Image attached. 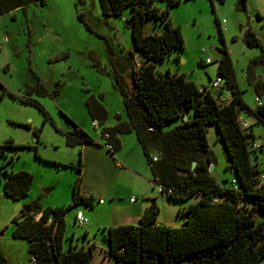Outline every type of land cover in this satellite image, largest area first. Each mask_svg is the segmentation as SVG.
<instances>
[{
  "label": "rangeland",
  "instance_id": "1",
  "mask_svg": "<svg viewBox=\"0 0 264 264\" xmlns=\"http://www.w3.org/2000/svg\"><path fill=\"white\" fill-rule=\"evenodd\" d=\"M153 4L159 9L166 8L164 0H154ZM168 12L173 25L180 29L184 45L182 50L173 51L157 63V72L164 74L169 68L170 72L184 73L200 90L203 86L210 89L213 98L220 102L228 99L230 93L222 88L223 81L216 89L211 88V84L220 78L217 61L224 47L230 55L243 102L250 107L256 106L257 84L260 85L258 98L264 100V61L259 60L264 52V0H245L243 7L240 0H181L169 7ZM130 14L127 7L120 16H106L99 0H46L44 5L30 3L23 9L0 15V84L5 88L2 94L0 87V144L12 139L17 146L6 150V159L11 158V161L5 171L22 170L33 176L28 195L13 200L3 194L4 173L0 170V252L7 264H30L27 241L11 235L13 218L33 202L41 210L69 204L78 176L70 165H76L79 159L83 165V188L94 193L100 189L110 191L116 197H102L93 207L79 202L66 212L65 249L87 250L88 245L93 244L92 253L100 257L99 248L107 247L106 230L102 226L97 228L96 223L110 214H121L123 209L130 207V197H137L136 202L142 200L141 187L149 188L163 200L158 202L160 222L179 225L181 222L175 219L183 216V208L193 201L171 202L156 191L134 132L119 136L122 147L117 162L122 163V167L116 166L103 145L102 127L126 119L114 77H119L125 90L130 92L133 87L131 72L136 53L128 25ZM249 29L260 45L247 44ZM163 30L158 19L149 18L144 23L145 34H160ZM200 60L201 66L197 64ZM91 95L101 96L107 110V119L102 125L93 126L88 116L85 100ZM27 97L42 106L49 120L43 123L41 111L21 101ZM65 116L100 145L87 146L92 164H84L83 147L65 144L64 133L72 127ZM241 116L252 123L254 141L264 145V125L253 124L255 120L243 112ZM175 124L176 121L166 124L163 131L173 129ZM34 129H40L37 138L32 133ZM207 141L217 162L209 172L219 185H228L235 175L230 173L215 126L208 128ZM251 159L254 161L253 156ZM259 167L263 169L264 162H259ZM260 184L264 185V180ZM78 211L88 220L83 227L74 224ZM253 218L261 221V215L256 212ZM86 229L88 233L84 236ZM95 257L92 264L98 262ZM260 264H264V258Z\"/></svg>",
  "mask_w": 264,
  "mask_h": 264
},
{
  "label": "trees",
  "instance_id": "2",
  "mask_svg": "<svg viewBox=\"0 0 264 264\" xmlns=\"http://www.w3.org/2000/svg\"><path fill=\"white\" fill-rule=\"evenodd\" d=\"M164 1L166 8L159 9L153 4L154 0H99L106 16H120L125 8H130L128 25L133 49L139 55V63L135 58L132 61L133 87L130 92L123 88L118 76L114 77L126 119H118L112 126H103L101 134L105 139L103 145L111 147L106 152L113 158L121 147L119 136L134 132L156 191L171 202L193 201L183 208L181 223L171 225L157 222L159 207L156 199H149L148 207L137 222L119 223L106 229L105 254L120 264H260L264 258V185L260 184L259 174L264 168L259 167L257 153L264 145L251 148L254 142L252 124L242 128L241 118L244 117L241 113L254 119L253 124L264 125V100L255 107L243 102L230 55L224 47L217 61V75L223 81L222 88H226L230 95L220 102L213 98L210 89L203 86L200 90L183 73L157 72L156 64L173 51L182 50L184 45L180 29L173 25L168 12L169 7L176 6L181 0ZM45 2L0 0V15L23 9L30 3L44 5ZM244 2L240 0L242 7ZM149 18L158 19L163 24L164 30L160 34L144 33V23ZM216 23L219 27V22ZM218 31L222 38L221 30ZM245 40L250 46L260 45L250 29ZM259 60L264 61V52ZM197 64L201 66L202 61ZM0 87L3 94L5 88L1 84ZM259 89L257 84L255 91L260 98ZM21 101L35 105L44 117L43 123L49 120L37 101L28 97ZM85 107L92 122L96 120L99 125L104 124L107 110L101 96H88ZM65 117L72 125L71 130L64 133L66 145L100 146ZM175 121L173 129L163 131L166 124ZM210 126H215L223 143L228 167L235 175L234 185L231 181L228 185H219L208 171L209 164L215 161L207 141ZM32 133L37 138L40 129H34ZM14 148L17 146L12 139L0 144V170L4 173L3 194L19 200L28 195L33 176L22 170L5 171L11 161V158L6 159V150ZM192 162H195L194 167ZM70 166L76 169L78 176L69 204L41 210L33 202L28 212L21 211L12 220L11 235L27 241L31 264H91L93 244L87 250L65 249L63 246L66 212L79 202L93 207L95 201H100L80 190V159L76 165ZM255 212L261 215V221H255ZM0 264H7L1 252Z\"/></svg>",
  "mask_w": 264,
  "mask_h": 264
},
{
  "label": "crops",
  "instance_id": "3",
  "mask_svg": "<svg viewBox=\"0 0 264 264\" xmlns=\"http://www.w3.org/2000/svg\"><path fill=\"white\" fill-rule=\"evenodd\" d=\"M178 59H179V56L177 55V60ZM168 70H169V68H168ZM176 73H179V72H176ZM246 120L249 122V119H246ZM250 124H252V123L249 122V125ZM87 146H91V145H82V146H80V147H83L82 150H83L84 164H92V160L89 158L88 152H86L87 151L86 150ZM98 147H100V146H98ZM121 147H122V142H121ZM121 147H120V149L118 151H116L114 153L113 158H112L117 167H122L123 166L122 163L120 164V162L119 163L117 162L118 161L117 157H119V155H120L119 153H120ZM209 150H210V148H209ZM116 153H117V155H115ZM263 153H264L263 148H262V151H259L257 153V156H258L257 162L258 163L264 161V160L260 159V157H261V155ZM108 156H109V154H108ZM212 164H213V169H214L216 164H217V162L214 161ZM82 168H83V165H82ZM126 168L129 169V170H132L130 167H126ZM230 173L233 174L231 169H230ZM210 174L212 175V173H210ZM213 177L215 178V176H213ZM215 180H216V178H215ZM224 180H227V179H224ZM139 191H140L139 194H140V197L142 198V200L136 202V200H137V197H136L133 201H130V199L132 198V197H130L129 198L130 207H127V208L123 209L121 214H110L109 216H107L105 218L104 217L100 218V220H98V222L96 223L97 224V228H100L102 226L103 230H106L109 226L117 225L119 223H135V222H137L138 219L143 214L144 210L148 207V205L150 203L149 199H153V198L156 199V204L158 205L159 212H160V204L158 202H161L163 200L158 199L156 194L152 193L151 190L149 191V188H147V187H141L139 189ZM81 192H83L84 194H92L95 198H99L100 200H102V197H103V199L104 198H110V199L112 198V199H114L116 197V195L114 197V195H113L114 193L113 192L104 191V190H101V189L97 193H94L92 190L87 191L85 188H83L82 181H81ZM183 218H184V216H181V217L175 219V222L178 221V220H179V222H181L183 220ZM157 222L171 224V225H175L176 224V223L172 224V223H170V221H167L168 223L165 222V221L164 222H160V221H158V217H157ZM87 233H88V229L85 230L84 236H86ZM106 249H107V247L105 249L99 248L100 257L99 256L95 257L96 254L92 253L91 264H92V260H93L94 257L97 258V260H98L97 264H114V262H115L114 259L112 257H110L109 255L105 254ZM30 264H31V262H30ZM115 264H120V263H115Z\"/></svg>",
  "mask_w": 264,
  "mask_h": 264
},
{
  "label": "built area",
  "instance_id": "4",
  "mask_svg": "<svg viewBox=\"0 0 264 264\" xmlns=\"http://www.w3.org/2000/svg\"><path fill=\"white\" fill-rule=\"evenodd\" d=\"M205 61L207 62V61H209V59H206ZM221 82H222V79L221 78H217L211 84V86H212L211 88H213V89L219 88ZM255 102H256V105H259L261 103V101H260V99L258 97L255 98ZM241 119H242L241 120V126H242V128H247L249 126V122L245 118H241ZM92 125L93 126H96L97 125L96 120H94L92 122ZM259 146H260V144L259 143H256L254 141L251 148L252 149H257ZM104 147H105V149H111V147H110L109 144H105ZM153 159L155 160L156 159V156L153 157ZM260 159L264 160V153L261 155ZM259 179L261 181L264 180V172H262L261 174H259ZM234 183H235V181H234V179H232L231 180V184L234 185ZM158 191H161V188L160 187H158ZM133 200H134V198H131L130 199V201H133ZM87 222H88V220H87L86 216L82 212L78 211L75 214V216H74V224L76 226L83 227V226H85L87 224Z\"/></svg>",
  "mask_w": 264,
  "mask_h": 264
},
{
  "label": "water",
  "instance_id": "5",
  "mask_svg": "<svg viewBox=\"0 0 264 264\" xmlns=\"http://www.w3.org/2000/svg\"><path fill=\"white\" fill-rule=\"evenodd\" d=\"M135 62L139 63V55L137 53L135 55ZM183 118L186 119L185 116ZM155 153L159 154L158 151H155ZM191 166L194 167L195 166V162H192ZM212 168H213V164H209L208 171L211 170ZM22 211L28 212L29 211V207L28 206H24Z\"/></svg>",
  "mask_w": 264,
  "mask_h": 264
},
{
  "label": "clouds",
  "instance_id": "6",
  "mask_svg": "<svg viewBox=\"0 0 264 264\" xmlns=\"http://www.w3.org/2000/svg\"><path fill=\"white\" fill-rule=\"evenodd\" d=\"M88 223V222H87Z\"/></svg>",
  "mask_w": 264,
  "mask_h": 264
}]
</instances>
